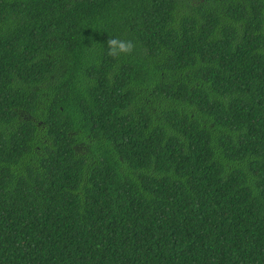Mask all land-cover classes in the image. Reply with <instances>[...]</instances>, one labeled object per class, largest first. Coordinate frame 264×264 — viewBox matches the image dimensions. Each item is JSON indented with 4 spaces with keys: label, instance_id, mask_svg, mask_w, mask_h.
<instances>
[{
    "label": "trees",
    "instance_id": "1",
    "mask_svg": "<svg viewBox=\"0 0 264 264\" xmlns=\"http://www.w3.org/2000/svg\"><path fill=\"white\" fill-rule=\"evenodd\" d=\"M0 264H264V0H0Z\"/></svg>",
    "mask_w": 264,
    "mask_h": 264
},
{
    "label": "clouds",
    "instance_id": "2",
    "mask_svg": "<svg viewBox=\"0 0 264 264\" xmlns=\"http://www.w3.org/2000/svg\"><path fill=\"white\" fill-rule=\"evenodd\" d=\"M132 44L130 41L113 37L107 40L108 55L117 57L127 54L131 51Z\"/></svg>",
    "mask_w": 264,
    "mask_h": 264
}]
</instances>
